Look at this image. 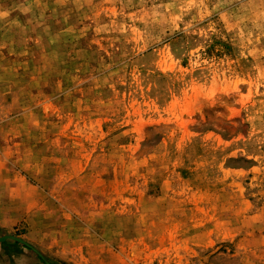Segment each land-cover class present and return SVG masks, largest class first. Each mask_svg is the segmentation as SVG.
I'll return each mask as SVG.
<instances>
[{
    "label": "rangeland",
    "instance_id": "obj_1",
    "mask_svg": "<svg viewBox=\"0 0 264 264\" xmlns=\"http://www.w3.org/2000/svg\"><path fill=\"white\" fill-rule=\"evenodd\" d=\"M0 264H264V0H0Z\"/></svg>",
    "mask_w": 264,
    "mask_h": 264
},
{
    "label": "water",
    "instance_id": "obj_2",
    "mask_svg": "<svg viewBox=\"0 0 264 264\" xmlns=\"http://www.w3.org/2000/svg\"><path fill=\"white\" fill-rule=\"evenodd\" d=\"M14 241V242H17V243H20L28 248H32L30 245H28L25 241H23L22 239L18 238V237H13V236H5V237H1L0 238V243H4L6 241Z\"/></svg>",
    "mask_w": 264,
    "mask_h": 264
}]
</instances>
